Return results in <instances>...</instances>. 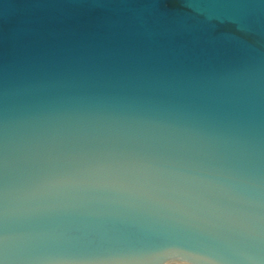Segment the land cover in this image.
Instances as JSON below:
<instances>
[{"label":"water","instance_id":"1","mask_svg":"<svg viewBox=\"0 0 264 264\" xmlns=\"http://www.w3.org/2000/svg\"><path fill=\"white\" fill-rule=\"evenodd\" d=\"M0 264H264V0H0Z\"/></svg>","mask_w":264,"mask_h":264}]
</instances>
